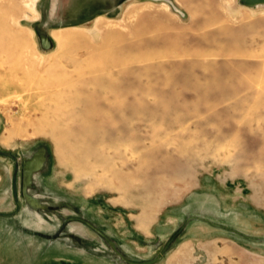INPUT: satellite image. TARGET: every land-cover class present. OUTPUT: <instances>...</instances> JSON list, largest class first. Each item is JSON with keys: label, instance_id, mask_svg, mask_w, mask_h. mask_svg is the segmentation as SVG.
I'll use <instances>...</instances> for the list:
<instances>
[{"label": "rangeland", "instance_id": "374dc122", "mask_svg": "<svg viewBox=\"0 0 264 264\" xmlns=\"http://www.w3.org/2000/svg\"><path fill=\"white\" fill-rule=\"evenodd\" d=\"M0 264H264V4L0 0Z\"/></svg>", "mask_w": 264, "mask_h": 264}, {"label": "water", "instance_id": "95a60500", "mask_svg": "<svg viewBox=\"0 0 264 264\" xmlns=\"http://www.w3.org/2000/svg\"><path fill=\"white\" fill-rule=\"evenodd\" d=\"M242 3L248 6H255L264 4V0H242Z\"/></svg>", "mask_w": 264, "mask_h": 264}]
</instances>
